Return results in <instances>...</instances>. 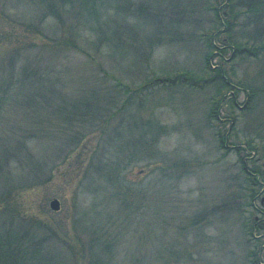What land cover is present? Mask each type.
Returning a JSON list of instances; mask_svg holds the SVG:
<instances>
[{"label":"rangeland","instance_id":"obj_1","mask_svg":"<svg viewBox=\"0 0 264 264\" xmlns=\"http://www.w3.org/2000/svg\"><path fill=\"white\" fill-rule=\"evenodd\" d=\"M22 249L264 264V0H0V264Z\"/></svg>","mask_w":264,"mask_h":264},{"label":"trees","instance_id":"obj_2","mask_svg":"<svg viewBox=\"0 0 264 264\" xmlns=\"http://www.w3.org/2000/svg\"><path fill=\"white\" fill-rule=\"evenodd\" d=\"M28 254H29V251H27L25 249H22L21 251H19L17 253V255H16L17 258H18V261L23 264L24 262H22V260L25 259V258H29V255Z\"/></svg>","mask_w":264,"mask_h":264},{"label":"water","instance_id":"obj_3","mask_svg":"<svg viewBox=\"0 0 264 264\" xmlns=\"http://www.w3.org/2000/svg\"><path fill=\"white\" fill-rule=\"evenodd\" d=\"M51 206L54 208V209H60L61 207V202L58 198H55L51 201Z\"/></svg>","mask_w":264,"mask_h":264}]
</instances>
